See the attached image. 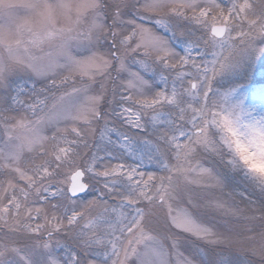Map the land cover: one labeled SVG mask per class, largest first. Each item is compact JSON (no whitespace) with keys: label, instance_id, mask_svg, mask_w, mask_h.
I'll use <instances>...</instances> for the list:
<instances>
[{"label":"snow or ice","instance_id":"6c2138e0","mask_svg":"<svg viewBox=\"0 0 264 264\" xmlns=\"http://www.w3.org/2000/svg\"><path fill=\"white\" fill-rule=\"evenodd\" d=\"M69 7L33 0L0 26V45L28 61L0 80V106L35 111L51 98L70 167L26 179L2 140L0 219L23 229L29 264H264V171L240 147L264 121L225 111L214 82L224 59H203L264 36V0H104L98 37L56 27ZM52 40L61 46L46 49ZM252 83H264V62ZM93 206L78 224L77 209ZM188 244L191 258L179 252Z\"/></svg>","mask_w":264,"mask_h":264},{"label":"rangeland","instance_id":"374dc122","mask_svg":"<svg viewBox=\"0 0 264 264\" xmlns=\"http://www.w3.org/2000/svg\"><path fill=\"white\" fill-rule=\"evenodd\" d=\"M32 2L33 0H0V4L4 5L0 8V26H6L5 22L9 16L16 19L25 18L27 5ZM62 2L70 7L67 11L58 13L55 18L56 27L70 28L74 35L87 33L97 37L102 36L106 31L108 22L100 11L104 0H62ZM109 2H115V0H109ZM244 2L245 0H237V3ZM61 44L62 42L59 40H52L45 45V48H56ZM259 49H264V36L254 37L251 45L238 43L232 47L231 51H228L227 48L217 47L215 52L219 56L210 54L203 57L209 62V68L212 67L211 62L214 59H224L223 67L214 77L216 91L221 97L220 103L225 111L237 118L241 125L264 121V83L248 84L247 81H242L239 78L241 75L253 78L255 66L264 62V51H259ZM24 57L23 49L10 54L7 47L0 45V80H3L6 74L17 71L23 72L28 64ZM55 78L60 79V76ZM222 84L228 85L220 87ZM59 94V92H55V95L58 96ZM24 99L27 104L35 102V97ZM52 104L53 100L49 98L46 104L39 105L35 111L20 106L14 110H6L5 106H0V148H2L3 139L12 138L16 166L19 167L21 174L26 179L27 177H34L39 182L40 178L45 176L46 170L53 171L57 167L61 173L70 170L69 160L65 159L60 151L67 146L66 141L56 131L57 127H63V125H52L48 121V113ZM245 155L253 167L264 171V165H258L250 152ZM196 176L197 174L193 173L189 179L194 180ZM57 178H46L43 183L49 182L50 179L55 182ZM17 181L22 187L25 186L22 181H19V177H17ZM197 186L195 183L192 184L193 188ZM238 198H235L236 204L240 209H243L244 207H240V203L237 201ZM77 211H83V217L78 221V224H83L95 216L98 209L93 206L84 209L78 208ZM243 215H251V213L244 212ZM6 221L0 219V264H4L7 260H15L18 264H29V254L24 249V245L30 241L23 238V229H20L21 235L19 237L9 234L11 230L18 227L15 218L8 216ZM78 232L79 228L76 227L73 235L75 236ZM186 235H189L192 240L197 239L191 237L190 234ZM18 239L21 241L20 243H17ZM43 239H47V237L45 236ZM72 242L82 244L83 240ZM17 249L20 251H16ZM190 250L191 245L188 244L180 248L179 252L183 256L191 258L189 256Z\"/></svg>","mask_w":264,"mask_h":264},{"label":"clouds","instance_id":"9594fccd","mask_svg":"<svg viewBox=\"0 0 264 264\" xmlns=\"http://www.w3.org/2000/svg\"><path fill=\"white\" fill-rule=\"evenodd\" d=\"M240 147L245 154L250 152L258 165H264V128L240 138Z\"/></svg>","mask_w":264,"mask_h":264},{"label":"trees","instance_id":"16d2710c","mask_svg":"<svg viewBox=\"0 0 264 264\" xmlns=\"http://www.w3.org/2000/svg\"><path fill=\"white\" fill-rule=\"evenodd\" d=\"M242 81H247L246 83L251 84L253 78L243 77L242 75L239 77ZM222 85H228V84H222ZM240 203V207H244V204L240 202L239 198L237 200ZM239 226H251V224H246L244 221L238 222ZM192 240V238H190Z\"/></svg>","mask_w":264,"mask_h":264},{"label":"water","instance_id":"95a60500","mask_svg":"<svg viewBox=\"0 0 264 264\" xmlns=\"http://www.w3.org/2000/svg\"><path fill=\"white\" fill-rule=\"evenodd\" d=\"M218 27H223V25H217Z\"/></svg>","mask_w":264,"mask_h":264}]
</instances>
